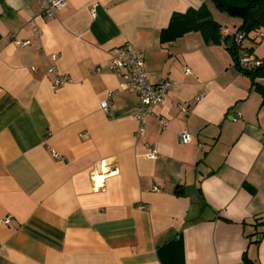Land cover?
Listing matches in <instances>:
<instances>
[{"label":"crops","instance_id":"obj_1","mask_svg":"<svg viewBox=\"0 0 264 264\" xmlns=\"http://www.w3.org/2000/svg\"><path fill=\"white\" fill-rule=\"evenodd\" d=\"M39 1L0 0V264H264V106L227 48L241 20L223 25L210 0H66L52 18ZM202 3L226 42H161L173 13ZM124 42L151 83L171 82L142 137L136 95L101 108ZM239 44L264 58L263 29Z\"/></svg>","mask_w":264,"mask_h":264},{"label":"built area","instance_id":"obj_2","mask_svg":"<svg viewBox=\"0 0 264 264\" xmlns=\"http://www.w3.org/2000/svg\"><path fill=\"white\" fill-rule=\"evenodd\" d=\"M41 5V14L46 17L52 18L55 16V13L62 9L66 4V0H40ZM90 13L94 14V7L90 8ZM30 28H32L35 36H39L41 34L40 28L32 25L29 22ZM234 40L238 44L245 37L244 32H240L239 30L233 32ZM12 42H14L17 46H26L31 44L30 39H16L13 38V34H11ZM38 45H35V48L38 49ZM110 60L108 63V68L112 71L116 76H119L121 79L119 88L115 90H109L106 92L105 97L101 101V108L103 110H107L112 98L121 91H127L136 95L137 97V105L131 111L132 117L137 122V134L141 137L146 134V120L148 116L153 113V108L157 104L161 102L163 99L164 92L171 82L168 80H164L157 84L151 83L148 79L145 72V60L142 53V50L137 48L131 42H124L120 45L112 47L110 50ZM58 53L52 52L51 58L53 60L57 59ZM239 62L242 66L250 67L259 65L261 62L258 58H254V56L250 54H241L239 56ZM99 70V68H96ZM49 71H54V67L51 66L48 68ZM185 74L189 73V68H184ZM53 85L58 86L65 82H69L71 79L67 74H57L55 78H53ZM204 94L197 95L194 99L199 101L203 98ZM177 107L181 110H185V107H182L181 104H178ZM161 122L164 124L165 121L160 118ZM178 142L180 144H188L191 142V135L186 129H182L178 133ZM156 150L152 148L149 152H146V156L149 158H156L157 153ZM51 154L53 157L60 158L58 152L52 150ZM91 177L95 182V188H98V181H96L99 176L96 175V168H93L91 171ZM8 219H3L4 222H7Z\"/></svg>","mask_w":264,"mask_h":264},{"label":"trees","instance_id":"obj_3","mask_svg":"<svg viewBox=\"0 0 264 264\" xmlns=\"http://www.w3.org/2000/svg\"><path fill=\"white\" fill-rule=\"evenodd\" d=\"M216 9L225 12L231 17L241 20L237 30L245 35L256 30H264V0H210ZM190 31H199L206 41L219 43L226 42L227 37L222 36L221 25L214 21L210 10L205 3L198 8H188L185 12H175L171 15L168 25L160 32L161 42H167ZM240 44L233 40L227 48L233 55L237 69L251 79V84L261 96V106H264V85L257 82V78H264V58L259 59L260 64L245 67L239 62Z\"/></svg>","mask_w":264,"mask_h":264},{"label":"rangeland","instance_id":"obj_4","mask_svg":"<svg viewBox=\"0 0 264 264\" xmlns=\"http://www.w3.org/2000/svg\"><path fill=\"white\" fill-rule=\"evenodd\" d=\"M219 12V14H221V23L223 24V25H226V21L228 20V19H232L233 17H231L230 15H228L227 13H225V12H221V11H218ZM232 26H233V23H231V20H230V29L232 28ZM243 43H245V42H243ZM260 49V48H259Z\"/></svg>","mask_w":264,"mask_h":264}]
</instances>
